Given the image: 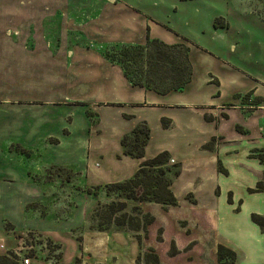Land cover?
Returning <instances> with one entry per match:
<instances>
[{
  "label": "crops",
  "instance_id": "crops-1",
  "mask_svg": "<svg viewBox=\"0 0 264 264\" xmlns=\"http://www.w3.org/2000/svg\"><path fill=\"white\" fill-rule=\"evenodd\" d=\"M71 5L75 3L70 0H0V192L14 199L42 198L32 176L45 174L50 167L69 169L93 180L92 184L129 179L141 160L124 156L120 141L136 124L145 122L150 140L144 159L151 158L147 150L154 131L161 129V133L175 136L182 145L180 149L191 153L190 159L210 167L216 182L211 196L200 204L194 194L196 204L192 206L204 205L202 217L216 245L232 250L236 264H264V234L251 221L252 214L264 216L263 71L247 65L242 57L224 59L193 46L147 9L105 2L88 23H78L68 15ZM215 19L221 27L214 28ZM210 26L212 36L224 33L238 40L243 36L241 43L250 48L244 55L264 56V21L257 16L240 13L231 6L211 18ZM73 31L93 45L68 43V32ZM147 35L167 45L184 44L189 48L192 76L182 91L161 95L133 87L121 68L102 56L109 45H143ZM236 44L233 53L226 52L228 56L236 54L239 42ZM203 63L213 67L200 69ZM65 104L84 106L99 119L104 114L101 109L107 108L108 117L114 114L127 123L123 130L118 128L122 134L115 139L117 146L110 159L98 170L106 154L95 152V158L102 162L99 168L82 167L85 150L73 145L66 149L67 156L37 164L39 170L35 172L39 175L30 169L21 173L19 164L8 161L3 148L22 145L30 152V159L39 150L44 151V146L65 151L60 137L62 133L64 138L68 135ZM162 119L169 121L167 129L162 127ZM183 139L187 144L181 142ZM212 139V148L205 149ZM90 144L87 156L91 154ZM178 157L182 163L186 158L182 154ZM127 163L133 171L119 172V166ZM242 214L246 218L243 229L236 223ZM233 238H242L254 247L252 254L238 249Z\"/></svg>",
  "mask_w": 264,
  "mask_h": 264
},
{
  "label": "rangeland",
  "instance_id": "rangeland-1",
  "mask_svg": "<svg viewBox=\"0 0 264 264\" xmlns=\"http://www.w3.org/2000/svg\"><path fill=\"white\" fill-rule=\"evenodd\" d=\"M70 1L75 5L69 7L68 15L78 23H88L89 18L95 15L100 5L105 2H123L147 9L162 23L166 22L167 27L186 37L193 46L224 59L230 57L231 60H235L242 57L247 65H253L264 73V66L261 65L264 64V56L260 53L244 55L250 48L246 49L244 43H241L244 40L243 36L239 40L224 33L212 36L213 32L210 29L211 18L221 15L231 6L240 13L252 14L264 21V0H198L195 1L198 2L196 4L171 0ZM82 38L78 32H68V43L71 45L81 44L87 47L93 45ZM237 41L239 47L236 54L232 55L234 48L238 46ZM229 51L230 56L226 54ZM206 67L213 66L206 63L199 66L200 69ZM65 105V128L68 135L66 138L62 132L60 135L64 142L61 148H65V151L61 152L59 147L57 150H51L50 147L44 146V151L39 150L30 159V152L22 145L3 148L8 161L19 164L17 169L21 173L29 169L33 172L39 170L37 164H42L46 159L67 156V150L73 145L81 151L85 150L82 167L99 168L102 162L95 158V152L106 154L105 162L98 170H101L106 160L110 159L109 154H112L117 146L115 139L122 134L118 128L123 130L127 123L116 118L114 114L108 117L107 108L101 109L104 114L103 118L99 119L93 115L92 110L84 109V106ZM160 130L154 131L147 154L152 158L159 150L168 151L171 154L169 165H180L179 176L172 179L170 187L176 197L177 206L165 208L149 203L139 205L127 203L128 213L134 206H138L141 213H148L154 218L153 223L147 227V237L142 232L140 234L144 239L141 253L152 248L162 264H217L216 241L209 224L204 223L202 217L204 205H197L196 208L192 206V203L196 204L195 195L200 204L211 196L212 187L216 184L212 178L213 174L212 172L210 174L209 166L202 167V164L190 159L191 153L185 148H182L183 151L180 149L182 145H178L179 141L174 135L163 134ZM181 142L187 144L184 139ZM210 142L214 144L213 140ZM89 143L92 155L87 156L86 149ZM47 149L49 151H46ZM181 154L186 156L183 163L178 157ZM78 159L79 157L77 161ZM95 163L97 165L94 166ZM130 164L119 166V172L131 173L133 170ZM44 173L39 175L35 172L39 176H32L36 183V191L39 193L41 190L44 195L42 198L14 199L0 192V256L12 253L18 257L21 264H136L140 249L135 234L125 229L114 228L108 232L92 229L97 224L98 216L95 213L97 209L113 200L122 201L115 199L114 196L106 197L103 186L107 184H92L93 180H87L69 169L50 167L45 169ZM19 180L20 177L18 182ZM199 180L203 181L202 184H199ZM18 182V186L22 185ZM97 186L101 189L96 190ZM8 188L11 189V185H8ZM131 216L139 219L141 217L142 221L141 215L132 212ZM244 219L246 218L242 214L236 221L242 229L245 227ZM233 239L232 243H236L234 245L238 249L252 254L254 247L249 243L245 244L244 239ZM46 240H50L52 245H60V250L50 251ZM58 254L61 257L56 260Z\"/></svg>",
  "mask_w": 264,
  "mask_h": 264
},
{
  "label": "trees",
  "instance_id": "trees-1",
  "mask_svg": "<svg viewBox=\"0 0 264 264\" xmlns=\"http://www.w3.org/2000/svg\"><path fill=\"white\" fill-rule=\"evenodd\" d=\"M190 2L197 0H176ZM214 28L221 27L218 20L213 22ZM102 56L112 65L121 68L125 79L133 86L144 88L157 94L165 95L171 91H182L190 82L192 66L189 59V48L184 44L167 45L157 39H149L143 45H111L102 51ZM261 102V100H257ZM245 102V101H244ZM167 122V123H166ZM169 121L161 120L162 127L167 129ZM237 131H241L236 127ZM150 140V129L145 122L139 123L132 131L124 135L120 141L124 156L141 160L135 173L124 181L110 183L103 186L106 197L114 196L122 200L109 202L96 210L98 216L96 227L92 229L98 232H108L111 229H125L135 234L140 252L136 258V264H162L156 252L146 249L143 253V237L147 235L154 218L150 214L141 213L138 206L127 212V203L137 205L143 203L155 204L161 207H176L177 200L171 191L172 179L179 176V164L169 165L170 154L160 152L150 159H144V150ZM214 141V139H212ZM211 140V141H212ZM211 149L209 142L204 146ZM101 187L97 186L96 190ZM260 189V188H258ZM142 216V221L131 216V213ZM96 216V217H97ZM93 218V217H92ZM95 219V218H94ZM251 221L258 226L264 234V216L251 215ZM142 232V233H141ZM144 236V237H145ZM147 237V236H146ZM50 251H59L60 245H52L46 240ZM60 254L55 258L60 259ZM217 264H236L235 253L221 245L216 248ZM21 264L16 255L7 253L0 256V264ZM78 263V260L76 261Z\"/></svg>",
  "mask_w": 264,
  "mask_h": 264
},
{
  "label": "built area",
  "instance_id": "built-area-1",
  "mask_svg": "<svg viewBox=\"0 0 264 264\" xmlns=\"http://www.w3.org/2000/svg\"><path fill=\"white\" fill-rule=\"evenodd\" d=\"M25 263H26V261H25Z\"/></svg>",
  "mask_w": 264,
  "mask_h": 264
}]
</instances>
